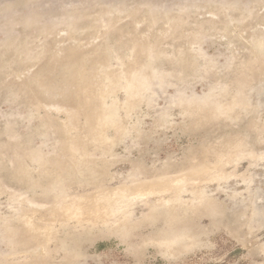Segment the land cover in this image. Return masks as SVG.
<instances>
[{"label":"rangeland","instance_id":"obj_1","mask_svg":"<svg viewBox=\"0 0 264 264\" xmlns=\"http://www.w3.org/2000/svg\"><path fill=\"white\" fill-rule=\"evenodd\" d=\"M0 264H264V0H0Z\"/></svg>","mask_w":264,"mask_h":264}]
</instances>
